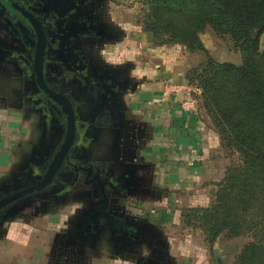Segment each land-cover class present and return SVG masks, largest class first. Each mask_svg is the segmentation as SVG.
<instances>
[{"label":"crops","instance_id":"obj_1","mask_svg":"<svg viewBox=\"0 0 264 264\" xmlns=\"http://www.w3.org/2000/svg\"><path fill=\"white\" fill-rule=\"evenodd\" d=\"M84 49L108 80L93 90L72 82L68 160L91 167L97 182L111 173L112 182L103 194L87 172L63 161L50 184L1 209L0 264H153L147 224L168 215L155 205L210 171L212 135L202 114L183 105L191 99L176 53L137 32ZM65 128L60 106L42 98L31 68L0 58V198L36 179ZM126 177L133 188L112 195L107 185H124ZM104 198L113 215L92 220ZM140 221L143 231L131 228ZM128 222L122 235L115 224Z\"/></svg>","mask_w":264,"mask_h":264},{"label":"rangeland","instance_id":"obj_2","mask_svg":"<svg viewBox=\"0 0 264 264\" xmlns=\"http://www.w3.org/2000/svg\"><path fill=\"white\" fill-rule=\"evenodd\" d=\"M90 4L91 21L87 26L93 33L91 41L110 42L132 32L146 33L151 45L176 53L175 62L181 69L193 110L202 114L212 135L210 171L193 179L190 185L168 192L165 206L155 205V211L160 209L168 215L160 224H147L152 228L147 236L155 247L153 264H240L244 248L254 240L252 231L231 234L225 229L210 239L201 214L215 201L229 171H243L252 162L254 150L243 149L264 144V129L253 127L252 115L240 102L242 93L222 79L211 87V81L219 76V66L242 65L241 51L227 36H218L209 28L198 36L203 49L189 50L183 44L165 40V36L155 38L146 29L150 0H90ZM257 52L260 58L264 54V30L258 36ZM212 67L215 73L210 71ZM232 123L243 126V130L237 134ZM123 225L130 229L129 222ZM145 226L140 221L132 223L131 228L143 231Z\"/></svg>","mask_w":264,"mask_h":264},{"label":"trees","instance_id":"obj_3","mask_svg":"<svg viewBox=\"0 0 264 264\" xmlns=\"http://www.w3.org/2000/svg\"><path fill=\"white\" fill-rule=\"evenodd\" d=\"M148 19L146 29L155 38L165 36L189 50L203 49L198 36L208 28L227 36L241 51L243 63L219 66L211 87L221 79L236 87L253 127L264 129V54L260 58L257 52L264 0H150ZM232 130L238 134L243 126L232 123ZM247 149L254 150L252 162L243 171H229L213 204L202 210L201 220L210 239L225 229L231 234L252 231L254 240L244 248L240 264H264V144L243 150Z\"/></svg>","mask_w":264,"mask_h":264},{"label":"flooded vegetation","instance_id":"obj_4","mask_svg":"<svg viewBox=\"0 0 264 264\" xmlns=\"http://www.w3.org/2000/svg\"><path fill=\"white\" fill-rule=\"evenodd\" d=\"M90 7V0H0V58L23 63L30 67L33 73L40 60L44 83L39 79L35 80L42 98L58 106V101H68L73 109L74 121L75 113L71 104L72 82L82 80L93 90L99 88L100 85L97 84L108 80L100 76L101 68L92 64L84 49L86 44L98 41L89 39L93 34L87 26L91 21L88 15ZM60 109L66 121V114L61 107ZM66 161L70 166H81L71 159L67 158ZM103 179L106 184L111 183V173ZM86 180L96 184L97 190L99 189L94 173L86 177ZM122 182L124 185L116 187L107 185V188L112 190V195H124L129 188H133L130 178L126 177ZM111 222L116 221L112 219ZM115 225L122 235L126 234V226L118 223Z\"/></svg>","mask_w":264,"mask_h":264},{"label":"water","instance_id":"obj_5","mask_svg":"<svg viewBox=\"0 0 264 264\" xmlns=\"http://www.w3.org/2000/svg\"><path fill=\"white\" fill-rule=\"evenodd\" d=\"M37 65H39L37 67ZM35 65V79H39L44 83L41 71H42V65L39 60V63ZM37 77V78H36ZM59 106L62 108L63 112L66 114V128H65V137L63 142L61 143V146L55 153V155L52 157V159L48 162V166H46L45 169H42L39 175L36 177V179L27 181L23 187L15 190L13 193H8L4 197L0 198V211L1 209L8 205L9 203H12L13 201L20 199L28 194L37 192L44 187H46L48 184L51 183L53 180L55 174L58 172L59 168L61 167V164L63 161H65L68 158L70 148L74 141L75 136V121L73 117V109L69 105V102L64 101H58ZM75 165V164H74ZM76 166V165H75ZM73 166L75 168V172H79L80 170L87 172V176L91 174V167H84V166ZM95 179H97L96 176H94ZM105 183L107 182H101L98 179V185L99 190L104 194L105 191ZM105 197V196H104ZM108 207L107 201L104 198L103 202L97 207L94 212H92L90 218L92 220H96L99 218L107 219L112 216V212H109L108 210H105ZM115 212V211H114Z\"/></svg>","mask_w":264,"mask_h":264},{"label":"built area","instance_id":"obj_6","mask_svg":"<svg viewBox=\"0 0 264 264\" xmlns=\"http://www.w3.org/2000/svg\"><path fill=\"white\" fill-rule=\"evenodd\" d=\"M183 105H186L188 107V109H193V105H192L191 100L184 101Z\"/></svg>","mask_w":264,"mask_h":264}]
</instances>
